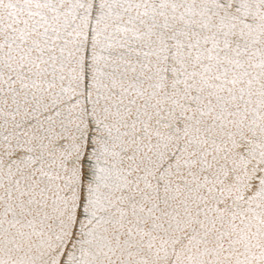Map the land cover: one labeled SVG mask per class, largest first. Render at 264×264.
Wrapping results in <instances>:
<instances>
[{
	"label": "snow or ice",
	"instance_id": "1",
	"mask_svg": "<svg viewBox=\"0 0 264 264\" xmlns=\"http://www.w3.org/2000/svg\"><path fill=\"white\" fill-rule=\"evenodd\" d=\"M0 264H264V0H0Z\"/></svg>",
	"mask_w": 264,
	"mask_h": 264
}]
</instances>
